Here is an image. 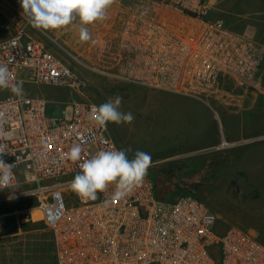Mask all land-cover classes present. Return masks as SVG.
<instances>
[{
    "label": "built area",
    "instance_id": "2783aa9c",
    "mask_svg": "<svg viewBox=\"0 0 264 264\" xmlns=\"http://www.w3.org/2000/svg\"><path fill=\"white\" fill-rule=\"evenodd\" d=\"M130 8L121 24L119 60L113 76L121 82L160 91L179 100L207 103L221 79L235 81L247 95L263 92L264 43L233 33L222 19H211L209 0H149ZM25 17H9L18 27L0 41V63H7L23 84L83 88L86 81L24 29ZM3 143L13 153V188L0 190V204L37 199L41 220L52 234L56 264H264V243L243 228L221 227V218L201 198L159 197L149 174L126 199L81 200L70 187L79 162L65 158L73 144L84 154L120 146L109 123L90 120L96 103H62L60 118L48 115V101L1 89ZM66 105L72 107L66 119ZM6 192L5 194H2ZM8 214L0 211V219ZM0 264H3L0 254Z\"/></svg>",
    "mask_w": 264,
    "mask_h": 264
},
{
    "label": "rangeland",
    "instance_id": "374dc122",
    "mask_svg": "<svg viewBox=\"0 0 264 264\" xmlns=\"http://www.w3.org/2000/svg\"><path fill=\"white\" fill-rule=\"evenodd\" d=\"M142 3L152 5L149 0H115L107 19L88 26L97 41L95 45L79 41L77 22L63 29L43 31L33 28L25 18L27 36L42 42L86 81L81 89L27 82L23 84L25 94L47 99L48 115L53 118L61 117L62 103L81 100L100 105L117 95L123 97L120 111L131 112L135 119L130 124L109 122L111 136L120 149L131 147L129 158L137 150L149 153L152 165L148 174L154 179L169 171L181 181L189 178L197 182L195 195L218 213L222 228H243L264 243V179L260 175V181H251L244 173L237 177L242 181L228 178L233 161L248 146L244 140L229 141L225 125V117H239L253 105L251 110L263 120L259 140L264 142V73L263 92L247 95L235 81L221 79L207 103L190 97L176 100L164 92L119 81L113 76L120 56L119 30L127 11ZM15 12L23 15L19 0H0V41L18 28L9 22ZM6 95L4 92L0 96ZM66 110L68 120L72 107L66 105ZM209 114L212 120L205 124L204 132L191 129L196 124L192 117L208 118ZM177 153V157H170ZM38 206L35 198L0 204V211L8 214L0 219L3 264L56 263L52 234L41 220Z\"/></svg>",
    "mask_w": 264,
    "mask_h": 264
},
{
    "label": "clouds",
    "instance_id": "9594fccd",
    "mask_svg": "<svg viewBox=\"0 0 264 264\" xmlns=\"http://www.w3.org/2000/svg\"><path fill=\"white\" fill-rule=\"evenodd\" d=\"M24 17L29 24L43 31L59 30L78 23L79 41L97 43L90 34L89 25L107 19L108 10L115 0H19ZM15 80L7 63H0V89H9L15 96H24L23 81ZM123 97L117 95L109 98L99 106L93 105L90 120L101 128L109 122L117 125L132 123L135 119L131 112L120 111ZM7 133L0 123V157L13 153L7 151L5 140ZM131 147L116 149L114 146L101 149L94 155L84 154L80 144H73L65 158L73 163L79 162L80 171L70 182L71 190L85 201H96L98 193L113 188L111 197L105 199V205L114 200L126 199L137 187L145 182L152 165L149 153L137 150L132 158ZM14 164L6 163L0 158V190L13 188Z\"/></svg>",
    "mask_w": 264,
    "mask_h": 264
},
{
    "label": "crops",
    "instance_id": "0c3cea01",
    "mask_svg": "<svg viewBox=\"0 0 264 264\" xmlns=\"http://www.w3.org/2000/svg\"><path fill=\"white\" fill-rule=\"evenodd\" d=\"M209 2L211 6L209 16L212 20L222 19L233 33L264 43V0H209ZM253 102L252 99V104ZM251 108H246L239 117L236 115L225 117L229 141L244 140L246 142L244 144L248 146L240 151L232 163L227 175L231 181H242L237 179L240 173H244L251 181H260V175L264 179V142L259 140L263 120L257 117ZM191 120L196 121L191 129L200 134L207 129L205 124L212 120V115L209 114L208 118L192 117ZM177 156L178 153L170 157Z\"/></svg>",
    "mask_w": 264,
    "mask_h": 264
},
{
    "label": "trees",
    "instance_id": "16d2710c",
    "mask_svg": "<svg viewBox=\"0 0 264 264\" xmlns=\"http://www.w3.org/2000/svg\"><path fill=\"white\" fill-rule=\"evenodd\" d=\"M155 180L159 197L164 200H172L179 194L195 195L194 186L197 182L189 180V178L183 179L184 181H181L178 177H175L171 172L168 171L166 174L159 173L155 177Z\"/></svg>",
    "mask_w": 264,
    "mask_h": 264
},
{
    "label": "bare ground",
    "instance_id": "6f19581e",
    "mask_svg": "<svg viewBox=\"0 0 264 264\" xmlns=\"http://www.w3.org/2000/svg\"><path fill=\"white\" fill-rule=\"evenodd\" d=\"M226 145H228L227 143H226ZM37 209H39V208H37ZM40 210V209H39ZM40 213H41V211H40ZM41 216H42V213H41Z\"/></svg>",
    "mask_w": 264,
    "mask_h": 264
}]
</instances>
